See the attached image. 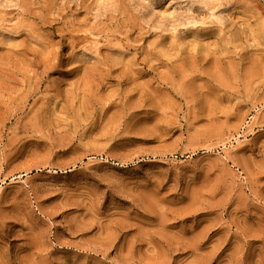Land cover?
Wrapping results in <instances>:
<instances>
[{
    "label": "rangeland",
    "instance_id": "obj_1",
    "mask_svg": "<svg viewBox=\"0 0 264 264\" xmlns=\"http://www.w3.org/2000/svg\"><path fill=\"white\" fill-rule=\"evenodd\" d=\"M0 264H264V0H0Z\"/></svg>",
    "mask_w": 264,
    "mask_h": 264
}]
</instances>
